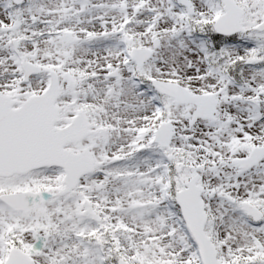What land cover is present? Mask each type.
I'll return each instance as SVG.
<instances>
[{"label":"snow or ice","instance_id":"snow-or-ice-1","mask_svg":"<svg viewBox=\"0 0 264 264\" xmlns=\"http://www.w3.org/2000/svg\"><path fill=\"white\" fill-rule=\"evenodd\" d=\"M0 264H264V0H0Z\"/></svg>","mask_w":264,"mask_h":264}]
</instances>
